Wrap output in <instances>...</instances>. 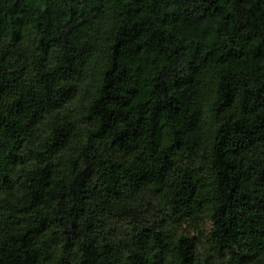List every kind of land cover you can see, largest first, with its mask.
Segmentation results:
<instances>
[{
    "label": "trees",
    "instance_id": "obj_1",
    "mask_svg": "<svg viewBox=\"0 0 264 264\" xmlns=\"http://www.w3.org/2000/svg\"><path fill=\"white\" fill-rule=\"evenodd\" d=\"M0 264H264V0H0Z\"/></svg>",
    "mask_w": 264,
    "mask_h": 264
}]
</instances>
